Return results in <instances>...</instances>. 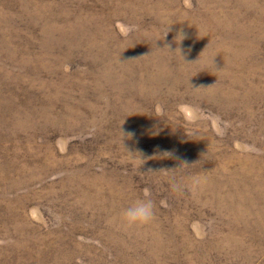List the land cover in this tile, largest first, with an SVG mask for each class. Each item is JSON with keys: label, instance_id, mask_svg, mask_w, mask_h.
I'll use <instances>...</instances> for the list:
<instances>
[{"label": "rangeland", "instance_id": "obj_1", "mask_svg": "<svg viewBox=\"0 0 264 264\" xmlns=\"http://www.w3.org/2000/svg\"><path fill=\"white\" fill-rule=\"evenodd\" d=\"M0 264H264V0H0Z\"/></svg>", "mask_w": 264, "mask_h": 264}, {"label": "clouds", "instance_id": "obj_2", "mask_svg": "<svg viewBox=\"0 0 264 264\" xmlns=\"http://www.w3.org/2000/svg\"><path fill=\"white\" fill-rule=\"evenodd\" d=\"M169 30L170 29H168V31ZM183 38H184L183 35L180 33H177V35L174 37V41L177 44V47L175 48V50H170L168 45H165L164 47H167L170 51H176L177 49H179L180 55L183 57V55L181 54L180 47H179L180 41ZM151 134L156 135L157 132L153 131ZM129 136H131V134H129ZM141 159H144V158H142L141 156ZM188 180L193 186H195L200 182V177L193 175V176L188 177ZM153 216H154V205H153V201L149 198V193L147 190L144 192L143 198H137V199L132 200L128 204L127 207L121 210V219L126 225H129V226L134 225V224H146L153 219Z\"/></svg>", "mask_w": 264, "mask_h": 264}]
</instances>
